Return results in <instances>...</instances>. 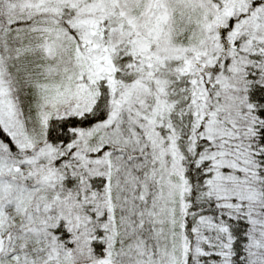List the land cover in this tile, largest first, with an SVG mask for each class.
<instances>
[{"label": "snow or ice", "instance_id": "snow-or-ice-1", "mask_svg": "<svg viewBox=\"0 0 264 264\" xmlns=\"http://www.w3.org/2000/svg\"><path fill=\"white\" fill-rule=\"evenodd\" d=\"M0 264H264V0H0Z\"/></svg>", "mask_w": 264, "mask_h": 264}]
</instances>
